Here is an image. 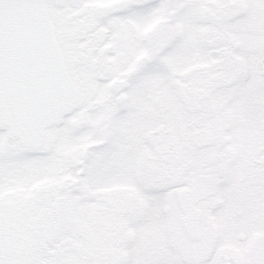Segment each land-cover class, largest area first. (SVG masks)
Returning <instances> with one entry per match:
<instances>
[{
	"label": "snow or ice",
	"instance_id": "snow-or-ice-1",
	"mask_svg": "<svg viewBox=\"0 0 264 264\" xmlns=\"http://www.w3.org/2000/svg\"><path fill=\"white\" fill-rule=\"evenodd\" d=\"M0 264H264V0H0Z\"/></svg>",
	"mask_w": 264,
	"mask_h": 264
}]
</instances>
